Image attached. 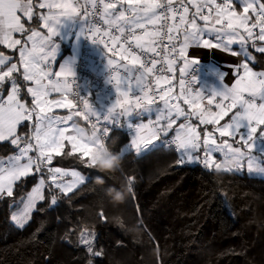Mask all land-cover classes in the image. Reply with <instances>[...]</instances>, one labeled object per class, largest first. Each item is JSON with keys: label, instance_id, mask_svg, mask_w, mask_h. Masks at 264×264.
<instances>
[{"label": "snow or ice", "instance_id": "6c2138e0", "mask_svg": "<svg viewBox=\"0 0 264 264\" xmlns=\"http://www.w3.org/2000/svg\"><path fill=\"white\" fill-rule=\"evenodd\" d=\"M103 3V0H101ZM235 3H239L240 11L235 7ZM117 4L120 8L117 9ZM127 5V7H125ZM212 5H215L214 9ZM40 8L47 7L49 12L47 15H41L39 19L43 20L44 27L48 29L50 35L43 36L35 28L30 30L31 34L26 36V41L22 44L20 39H13L12 34H24L29 31L25 28V24L21 22V15L28 21L33 18V0H0V44L7 45L8 48L18 49V63L10 62L11 57L0 53V89L5 83L11 84V89L6 99L3 98V93L0 91V141L9 140L14 146H17V154L10 156L7 161L0 166V197L10 198L14 194V186L16 182L21 181L30 175L37 177V182L31 191L27 193L24 201L23 210L11 215V221L15 226L24 228L27 222L31 219V212L36 209L37 202H42L46 199L44 189L47 187L49 191L48 209H54L58 206V195L53 192V189H58L61 193L72 192L73 189L85 181L83 176L78 171H72L71 176L74 177L69 183L58 182L57 174L68 175L59 167H50L53 160V153L59 154L63 148V142L67 139L72 144V150H79L82 156L89 159L85 164L89 168H94L95 157L94 152L103 147V137L98 135L97 126L92 124V140L86 141L83 137L86 135L84 128L78 127L75 124L73 128L75 134L66 136V128L60 127L72 120L73 115H81L76 112L69 114L66 117L48 115L51 108H45V105L54 104L56 106L67 107L63 101H48V95L55 92H70L71 85L67 80L53 81L48 79L52 75L50 65L48 70H45L41 65L48 61L49 57L54 56L59 45L51 41L52 36L60 34L59 27L65 19L76 20L74 14L77 9L71 4H61L49 2L39 4ZM53 8H60L62 11L53 13ZM92 8H96L95 0H92ZM209 9L207 15L202 14V9ZM157 9L163 11L157 13ZM178 9L173 8V0H151V2L142 3L141 0H115L114 3H103V11L99 14L102 22L108 25L109 29H115L116 34L113 35L110 31L103 32V36L108 38L112 45L121 42L128 44L125 52L132 57V61L139 64V68L129 67V65H120L114 59H108V65H116L112 69L116 73L115 77L111 75L110 83H112L118 93L114 104L103 116L104 120L117 128L121 126L122 117H131L133 112L137 116L156 112L155 120H149L148 124L136 125V135L131 140V144L137 153L147 149L154 140H158L161 135L167 136L173 129L177 121L184 117V123H180L176 130L175 136L170 141L163 142L167 145H175L178 151L176 164L201 165L205 169L219 168L220 164L228 155H234L240 160L239 166L233 172L241 171L243 162L247 161V171L249 173L264 174V150L258 151L257 145L264 142V71L256 72L247 61L241 62L235 66L236 79L234 84L229 87L223 84L222 88L214 91L211 98L208 99V104L213 103V99L219 97V102L216 103L218 111L213 112L211 108H200L197 103L203 97L200 93L192 96L191 87H186V81L183 79L186 70L190 65L199 62L198 57L188 58V49L191 46L203 45L205 48H220L230 52L232 55H240L238 52H232L229 45L239 42L242 45L247 44L248 38H252L254 33L253 28L259 26V32L256 38L259 41H264V2L260 0H221L216 3V0H204L203 3L196 5V14L200 15V19L205 22L211 20V28L208 23L203 28L196 24L195 19L187 21L186 15L188 8L183 7V14L180 15L178 24H167L169 19L175 20ZM255 13V18L248 15L249 12ZM214 12V15H213ZM171 14V15H169ZM87 13L83 22L84 29L82 34L91 33V39L94 43L105 44L109 51H112L105 40L98 39L97 34L100 29L96 27V23L87 20ZM92 15H96L95 12ZM63 17V21L60 19ZM161 21H165L163 25L167 31L165 35L169 41H173L170 46H165L164 55L161 57L166 62L167 70L172 71V65L176 63V59L182 61L183 66L179 69L181 79L179 81L180 92L178 96H172V89L168 88L159 94V99L164 102V108L153 109L155 103L154 96H150L149 92L152 89L148 86L149 75L156 70L158 60L157 56L161 53L157 51L156 41L163 40L160 29L149 32L146 25H160ZM251 21V26H249ZM188 25L185 27V25ZM219 26V27H218ZM137 29H143L142 35L137 34ZM183 29L182 38L175 36L173 33ZM243 33H246V36ZM205 31L208 34H216V43H210L204 38ZM127 33V35H125ZM39 38V40H37ZM179 40V48L174 41ZM27 41H31V47ZM123 47V44H121ZM135 47L141 50L145 60L141 62L138 55L132 53V48ZM253 48L259 53L264 54V46H257L255 43ZM46 49H48L46 51ZM243 54L252 62H255L256 57L248 52L247 48L242 49ZM148 53L154 55L149 57ZM175 53V59H169V56ZM19 64V66H18ZM150 64V66H147ZM123 68V75L120 74V68ZM161 72L164 69H160ZM25 81H34L36 87H28L27 92L33 97L32 104L20 99V87L16 76ZM138 73V75H134ZM55 75L59 76H75V72L71 64L65 61L60 65V70ZM227 75L224 72L223 78ZM162 76H156V83L159 84ZM195 78L193 77V80ZM142 95H136L134 101L129 104L127 97L132 89V81ZM43 81H47L44 83ZM125 90H121V86ZM247 93L248 98H245ZM77 95H79L77 93ZM190 107L196 109L194 112L186 113L180 106V99ZM257 100L261 103L258 105ZM173 101H176L173 103ZM228 103L225 104L224 102ZM85 112H90L96 116L97 120L100 115L90 108L88 100L81 98ZM119 108L120 111H116ZM236 109L230 120L225 122L215 131H218L221 137L229 136L233 139L234 146L228 139H222L217 142L216 137L212 133H206L205 138L201 140L200 132L191 123V116L196 115L201 124H219L228 113ZM88 119V116H85ZM35 122L33 123V121ZM27 122V131L18 134V127ZM128 126L133 127L130 120ZM259 128V132H258ZM147 130L150 135L145 136L142 133ZM231 130V131H229ZM110 134V129L105 127L103 135ZM34 141V143H33ZM83 141V142H81ZM23 145V146H21ZM201 145L204 146L203 152H200ZM253 150H256L260 155H254ZM33 153V154H30ZM95 169V168H94ZM46 173V175H45ZM51 183H47V181ZM129 185L131 187L134 182L133 178L129 177ZM47 209L41 208L40 211ZM59 219V217H57ZM101 221L104 220L103 214H100ZM95 233L85 230L80 235V242L87 247V251L93 256L102 255V251L95 249L94 245ZM88 264H92L89 260Z\"/></svg>", "mask_w": 264, "mask_h": 264}, {"label": "trees", "instance_id": "16d2710c", "mask_svg": "<svg viewBox=\"0 0 264 264\" xmlns=\"http://www.w3.org/2000/svg\"><path fill=\"white\" fill-rule=\"evenodd\" d=\"M36 10L26 29L38 27ZM255 55L260 63L262 53ZM16 78L20 96L31 105L26 82ZM9 84L1 89L3 96ZM27 130L25 122L17 132ZM130 139L128 129L112 125L107 147L124 155L114 175L87 167L68 149L53 157V165L87 178L69 193L53 189L59 199L54 209H48L46 187V199L36 204L24 228L15 226L11 215L38 178H23L13 197H0V264H264V177L246 171L216 175L201 165L176 164L177 150L163 142L137 153L126 148ZM15 149L9 140L0 141V157ZM97 175L105 176L104 187L133 178L126 201L111 203L94 184ZM85 230L95 233L102 255L93 256L80 242Z\"/></svg>", "mask_w": 264, "mask_h": 264}, {"label": "crops", "instance_id": "0c3cea01", "mask_svg": "<svg viewBox=\"0 0 264 264\" xmlns=\"http://www.w3.org/2000/svg\"><path fill=\"white\" fill-rule=\"evenodd\" d=\"M183 1L185 3L186 7L189 9V13L187 14V21L190 22L191 20L195 19L196 24L198 26H200L201 28H203L206 23H208L209 28H211V20H209L208 22H205L202 19H200V15L195 16L196 15V5H194L193 2L196 1V2H198L197 4H200V3H203L204 0H183ZM49 2H53V0H49ZM55 2L61 3V4H71L74 8L77 9V13L74 14L76 17V20L65 19L63 21L64 18L60 17V19L63 21V23L60 25V27L58 29L60 34L58 36H52L51 37V41L54 42L55 44L59 45L58 50L55 52L54 56L49 57L48 61H46L45 64L41 65V67L44 68L45 70H48L49 65H50V71L52 72V75L50 77H48V79H51L53 81L60 80L61 82H63L64 80H67V77L70 75L58 77L55 74L59 72L60 65L64 64L65 61H67L71 64V66L75 72V63H76V60H77L78 55L80 53L82 41H83L82 32L84 29V25H83L84 11H83V6H82V0H55ZM220 2H221V0L218 3H220ZM234 2H235V0H234ZM260 2H264V0H260ZM41 3H45V0H33V16L35 14V7L36 6L38 7V10H36V11L39 13V17L41 15H47L48 14L49 9L47 7H45V8L39 7V4H41ZM35 4H36V6H35ZM125 7H127V5H125ZM214 7H215V5H212L213 9H214ZM235 7L238 11H240L239 3H235ZM119 8H120V5L117 4V9H119ZM51 11L53 13H59L60 11H62V9L53 8ZM208 12H209V9H207V8L202 9V14L207 15ZM213 15H214V12H213ZM248 15L255 18V13H252L251 11L248 13ZM21 22H23L25 24V26L30 23V21H28L22 15H21ZM187 26L188 25L186 24L185 27H187ZM249 26H251V21H249ZM31 29L32 28H30L29 31L24 33V34L14 32L12 34V38L13 39H20L22 41V44H23L26 41V36L31 34V32H30ZM35 30L40 32L43 36L50 35L48 32V29L44 27V22L41 19H40L38 27H35ZM151 31H154V30L151 29L149 32H151ZM240 31L243 33V30H240ZM252 31H253L254 35L252 38H248L246 45H242L239 42H236V43L229 45L232 52H238V53H240V55H232L230 52L224 51L220 48H205L203 45L191 46L188 49V58L192 59L194 57H198L199 62L196 64L200 65V68L195 75V79L190 84H186V87H191L192 96H196L197 93H200V95L203 97L202 100L200 99L197 102L199 104L200 108H211V110L213 112L219 110L216 108V103L219 102L220 98L219 97L214 98L213 103L211 105H209L208 99L211 98L209 95H211L214 91L220 90L222 88L223 84H227L229 87H231L234 84L235 79H236V75H234L235 66L240 64L241 62L247 61L250 64V66L253 68V70L256 72L264 71V54H262V60L260 61V63H261L260 64L259 62H257L258 61L257 56L255 55V53L257 51L255 50V48L252 47L253 43H255L258 47L264 46V41H259L256 38V34L259 32V26L256 28H253ZM178 32H179V36L182 38L183 29L178 30ZM243 34L246 36V33H243ZM204 38L209 40L210 43H216L217 42L215 33H212L211 35H209L208 31H205ZM37 40H39V38H37ZM27 44L29 47H31L32 42L27 41ZM179 44H180V41L177 40L176 41L177 48H179ZM1 47L6 48L9 52L1 49ZM19 47H20V45L15 46V48H8L7 45L0 44V53H3L5 56L11 57L10 62H17L18 63V49H19ZM245 47L247 48L248 52L252 54V56L256 57L255 62H252L251 60H249L248 57H246L243 54L242 49ZM95 48L98 51L101 50L99 46H95ZM125 49H127L126 45L123 44V47H121V45H120L119 49L117 50V52L113 56H111V55L108 56V54H105L106 63L108 64V59H114L120 65H123V56L127 54V52H125ZM10 50L13 52H10ZM47 50L48 49H46V51ZM257 63H259V67L255 66ZM194 65L195 64L190 65L188 67V69L186 70V72L190 71V69L193 68ZM18 66H19V64H18ZM137 66L138 65L132 61L129 67L138 68ZM182 66H183L182 61L179 59H176V63L174 64V69H175L176 73L180 72L179 69ZM224 72L227 73V75L223 78ZM13 75L16 76L15 73ZM115 75H116V73L112 74L113 77H115ZM122 75L123 74H121V76ZM110 77L111 76H109L107 78V83L112 88L115 97H117L118 93L116 92L114 85L112 83H110ZM43 82L46 83L47 81H43ZM19 87H20V84H19ZM28 87H33V88L36 87L34 81L26 82V89ZM136 88L137 87L135 84V80H133L132 81V89L134 90ZM10 89H11V84H9L8 90L4 94L3 98L6 99L7 95L10 92ZM20 90H21V87H20ZM121 90L122 91L125 90L123 85L121 86ZM0 91H2V90L0 89ZM179 92H180V85H178V87L174 91L171 92V95L172 96H178ZM159 93H160L159 91H153V93H149V95L154 96V99H155V103L152 105L153 109L164 108V102L162 100H160L158 97ZM106 95L107 94L104 90V87L102 89L100 88V89H97L96 91H94L90 100H89L90 107L96 108L99 110H103V111L106 110L108 112V110L111 108V106L114 104L115 101L112 103H107L106 102V99H107ZM131 95H132V91H130L128 93V97H127L129 104H131L134 101V98H132ZM29 96H30L31 101H32L33 97L31 96V94H29ZM245 98H248L247 93H245ZM20 99L22 101H25L21 96H20ZM47 100L48 101H63L64 105H68L67 107L56 106L54 104L45 105L46 109L51 108L50 112H46V114H48V115L66 117L69 114L74 113L73 112L74 103H73L72 96L70 95L69 92L61 93V92L53 91L48 95ZM179 103H180V106L185 110L186 113L196 111V109L190 107L188 104H185L183 102V98L180 99ZM224 103L227 104L228 102L225 101ZM260 103H261V101L257 100V104L259 105ZM116 111H120V109L117 108ZM139 111L140 110L137 109L135 112H133L134 121H130L131 124L133 125V127L136 124L138 119H142L145 117H147L149 119L156 118V112L155 111H153L151 113V115L145 113V114H142L140 116H137L136 112H139ZM235 111H236V109H232L228 113V115H226L222 120H220L219 124H217V125L201 124L199 122V120L197 119L196 115H192L190 119H191L192 125L196 127L197 131L200 132L201 140H203L205 138L206 133H212L216 137L218 143L222 139H228L230 143L234 144V146H238L234 143V141L231 137H229V136L221 137L219 132L215 131L216 128H219L226 121H229L230 117L233 115V113ZM34 122H35V120L33 121V123ZM184 122H185L184 117H181L177 121V123L173 126V129L168 133V135L166 137H169V136L174 137L176 130L179 127V124L184 123ZM74 124L78 127L84 128L86 130V135L92 134V131L86 127L85 123L80 118L76 117V115H73L72 120L67 121L66 124L60 125V127H64L67 129V131L65 132L66 136H71V135L75 134V130L73 128ZM139 124H144V123H139ZM139 124H137V125H139ZM121 126L123 128L128 129L130 132V135H131V139H130L129 143L127 144L126 148L127 149H134L132 144H131V140L136 135V130H134L133 127L128 126V121L126 122L124 120V117L121 118ZM260 127H264V125H261ZM229 131H231V130H229ZM258 132H259V128H258ZM142 134L145 136L150 135V133L147 130H145ZM166 137L161 135L160 138L158 140H154L153 143L149 147L164 142V138H166ZM81 142H83V141H81ZM33 143H34V141H33ZM258 145L261 147L262 150H264V142H260V143H258ZM203 148H204V146L201 145V149H200L201 153L203 152ZM65 149H68L70 152H73V153H79L82 156L81 152L78 149L75 151L72 150V144L67 139L63 142V148L61 149L59 154L64 152ZM145 150L146 149L142 150V152ZM254 151H256V150H254ZM17 152H18V148L16 146V149L14 151H12L11 153L6 154L4 156H1L0 157V166H2L3 162L7 161L10 156L17 154ZM177 153H178V151H177ZM30 154H33V153H30ZM59 154L53 153L52 155H53V157H56ZM82 157L85 159V161H87L89 159L86 156H82ZM246 163L247 162L244 161V164H246ZM49 166L50 167H59L63 171L68 172L69 174H70L69 170H73V169L65 168L61 165H53V161H52L51 165H49ZM35 184L32 187H34ZM31 189L28 192H30ZM26 197H27V194L24 197L23 202L20 205V207L24 206V201L26 200Z\"/></svg>", "mask_w": 264, "mask_h": 264}, {"label": "built area", "instance_id": "2783aa9c", "mask_svg": "<svg viewBox=\"0 0 264 264\" xmlns=\"http://www.w3.org/2000/svg\"><path fill=\"white\" fill-rule=\"evenodd\" d=\"M220 0H216L218 3ZM96 2V8H92V0H82V6H83V11H84V20H85V14L87 13V20L92 21L96 23V27L100 29V33L97 34L98 39L105 40L106 43H108V46L111 47L112 51H109L107 47H105V44H97L94 43L91 39L87 37V35L91 38V33H86V35L83 34V41H82V46L80 53L78 55V58L75 63V76H68L67 81L71 85V91L69 92L70 95L72 96L73 99V112H79L81 115H76L79 117L86 125V127L92 131V124L95 123L97 126V132L98 135H101L107 145V139L108 136L103 135V129L105 127H108L111 130L112 125L108 124L103 116L107 114L106 110H99L96 108H91L95 110L99 115L100 119L97 120L96 116L91 115L90 112H85L83 103L81 102V98L88 100L91 94L96 91L97 89H102L104 87V90L107 94V103H112L115 101L116 97L114 95V92L110 85L107 83V78L114 74L115 72L112 71V69L116 68V65L109 66L106 63V57L105 54H108V56H113L117 50L119 49L121 44H125L126 48H128V44L123 43V37L121 38V42L112 45L110 41H108V38L103 36V32L105 31H110L113 35L116 34L115 29H109L108 25L104 24L100 18V13L103 11V3H114L115 0H103V3H101V0H95ZM142 3H147L151 2V0H141ZM161 2H164V0H161ZM183 7H186L185 3L183 0H173V8L178 9L176 13V19L172 20L169 19L167 21V24H178L179 23V18L180 15L183 14ZM157 13L163 11L162 9H157ZM95 12L96 15H92V13ZM189 13V9H188ZM187 13V14H188ZM171 15V14H169ZM187 16V15H186ZM165 24V21H161L160 25H146V28L148 31L152 30H157L160 29L161 35L164 36V39L157 40L156 41V46H157V51L161 53L160 56H157L156 59L158 60V63L156 65V70L152 74L149 75L148 79V86L152 89L151 92L153 91H159L160 93L162 91L167 90L168 88H171L172 91H174L178 85L179 81L181 79V73L178 72L176 73L174 69V65H172V71L167 70V65L164 60L161 59V57L164 55V51H161V49H165V46H170L173 41H169L167 39V36L165 35L167 29L163 26ZM144 32L143 29H137V34L142 35ZM127 35V33H125ZM175 36H179V32L173 33ZM177 41V40H176ZM176 41H174L176 43ZM95 46L100 47V51L96 50ZM167 50V49H165ZM132 53L135 55L140 56L141 62H144L145 56L143 53H141L140 49H137L135 47L132 48ZM153 53H148V56L151 57L153 56ZM169 59H175V53L172 54V56L168 57ZM132 62V57L128 55L123 56V65L127 64L130 66ZM139 68V64H137ZM147 66H150L148 64ZM164 69L163 72L160 71V69ZM200 68V65L195 64L193 68L190 69V71L186 72L183 76V79L186 81V84H190L193 81V77L195 78L196 73L198 72ZM120 73L123 74V68H120ZM134 75H138V73H134ZM156 76H162L165 79H162L159 84L156 83L155 77ZM77 93L79 95H77ZM159 93V94H160ZM136 95H142V93L139 92V89H134L132 91L131 97L135 99ZM159 97V96H158ZM175 103V101H173ZM90 106V105H89ZM88 116V119H85V116ZM151 120H155V118H152ZM173 137L169 136L165 141H170ZM23 146V145H21ZM168 147H172L176 150L175 145H167ZM58 179L62 177L61 174H57Z\"/></svg>", "mask_w": 264, "mask_h": 264}, {"label": "clouds", "instance_id": "9594fccd", "mask_svg": "<svg viewBox=\"0 0 264 264\" xmlns=\"http://www.w3.org/2000/svg\"><path fill=\"white\" fill-rule=\"evenodd\" d=\"M83 138L86 141H91L92 134L85 135ZM118 139L119 137H114L112 142L116 143ZM93 155L95 157L94 168L100 173H104L105 175H114L123 167L124 155L122 152L113 151L111 148L107 147L104 140L103 147H99ZM239 164L240 160L238 158L234 155H228L220 164L219 168H214L212 171L216 175L231 173L239 166ZM93 182L103 188L104 196L107 197L114 205L124 203L127 196L131 192V187L128 181L122 182L119 187L114 185L104 187L106 184L105 176L97 175L93 177Z\"/></svg>", "mask_w": 264, "mask_h": 264}, {"label": "rangeland", "instance_id": "374dc122", "mask_svg": "<svg viewBox=\"0 0 264 264\" xmlns=\"http://www.w3.org/2000/svg\"><path fill=\"white\" fill-rule=\"evenodd\" d=\"M194 3V5H197V3L198 2H193ZM195 16H197V14L195 15ZM186 19H187V16H186ZM106 97H107V95H106ZM202 100V99H201ZM77 117V116H76ZM79 118V117H78ZM124 120L127 122V121H134V118H133V114H132V116L131 117H127V116H125L124 117ZM150 119L149 118H147V117H145V118H142V119H138L137 120V122H136V124L134 125V130H136V125L137 124H139V123H144L145 125L146 124H148V121H149ZM227 122V121H226ZM257 149L259 150V151H261L262 149H261V147L259 146V145H257ZM142 152V151H141ZM253 154L254 155H260L257 151H254L253 150ZM247 162V161H246ZM70 171V174L69 175H62V178H60V179H58V182H61V183H69V182H71L72 180H74V177H72L71 176V172L72 171H78L77 169H73V170H69ZM241 171H246L248 174H251V175H255V176H261V177H264V174H259V173H249L248 171H247V163L246 164H244V162H243V167H242V169H241ZM78 172H80V171H78ZM81 174H82V172H80ZM83 176H85L84 174H82ZM85 178H87V177H85ZM86 180V179H85ZM80 184H78L76 187H78ZM75 187V188H76ZM74 188V189H75ZM23 207L24 206H22V207H19V208H17L13 213H18V212H20V211H22L23 210Z\"/></svg>", "mask_w": 264, "mask_h": 264}, {"label": "bare ground", "instance_id": "6f19581e", "mask_svg": "<svg viewBox=\"0 0 264 264\" xmlns=\"http://www.w3.org/2000/svg\"><path fill=\"white\" fill-rule=\"evenodd\" d=\"M167 138V137H166ZM166 138H164V139H166Z\"/></svg>", "mask_w": 264, "mask_h": 264}]
</instances>
